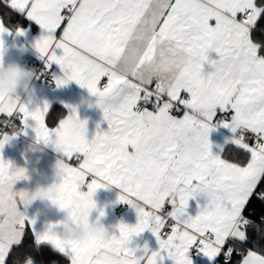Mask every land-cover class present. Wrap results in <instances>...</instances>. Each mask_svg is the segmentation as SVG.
Returning a JSON list of instances; mask_svg holds the SVG:
<instances>
[{
  "label": "snow or ice",
  "instance_id": "snow-or-ice-1",
  "mask_svg": "<svg viewBox=\"0 0 264 264\" xmlns=\"http://www.w3.org/2000/svg\"><path fill=\"white\" fill-rule=\"evenodd\" d=\"M0 7L44 30L34 46L47 66L62 69L55 82L86 87L109 129L88 141L74 108L50 128L47 102L30 107L31 101L0 96V118L16 116L24 127L33 121L37 140L64 153L58 206L67 213L37 230L21 211L29 204L25 193L13 191L25 169L0 159V264H24L26 257L47 264L37 259L46 244L70 264H112L106 247L112 243L124 245L120 264H161L162 253L174 264H232L237 254L238 264H264V255L252 250L254 244L264 249V0H3ZM10 31L0 15V36ZM3 50L0 38V58ZM209 50L218 59L210 60ZM165 53L186 57L167 85L149 75ZM205 61L213 68L207 75ZM217 109L231 118L214 121ZM173 110L183 111L182 118ZM221 125L233 134L226 141L233 145L230 158L210 150L209 132ZM73 158L82 161L78 167L69 163ZM107 185L121 188L119 201L136 209L135 225L120 223L119 235L108 241L56 234L62 223H87L94 193ZM196 196L203 205L188 215ZM253 203L258 215L248 212ZM166 227L170 232L162 234ZM145 229L156 237L157 251L128 246Z\"/></svg>",
  "mask_w": 264,
  "mask_h": 264
},
{
  "label": "crops",
  "instance_id": "crops-1",
  "mask_svg": "<svg viewBox=\"0 0 264 264\" xmlns=\"http://www.w3.org/2000/svg\"><path fill=\"white\" fill-rule=\"evenodd\" d=\"M16 14L23 17L19 13ZM210 23L214 25L215 21L211 20ZM180 27L183 28L185 25H181ZM20 28L24 29L23 35L18 34L17 29L12 30L9 28L11 30L10 32H5L0 36L4 42V50L2 58H0V63L6 64L10 61H15L21 66L27 68L23 63L24 57L32 56L37 60L43 59L34 45L41 35L45 34V32L37 23L28 20H26V25ZM60 34H62V30L58 29L57 36L59 37ZM57 54H62V51L57 50ZM166 54L167 53L161 58ZM207 55L210 60L218 59V54L214 50H209ZM258 55H260V53H258ZM50 68L55 81L57 77L63 75V71L59 65L52 63ZM28 70L32 73V82L29 86V93L33 95L29 106L36 107L42 106L44 102L48 103L50 110L49 114L45 117L46 126L50 128L58 126L59 120L66 118L74 108L78 118L81 121L86 122L85 137L88 141H91L98 131L107 132L109 130L107 121L104 119L103 110L96 104L97 98L92 95L86 87L81 86L76 81H68L62 85H57L55 82L56 88L51 90L43 85L37 84L33 79L32 70ZM201 71L202 74L207 75L213 71L212 65L205 61L202 64ZM103 80L106 81V78H102V81ZM152 87H154V85H152ZM181 97L187 98V94L182 92ZM151 110L155 111V109L152 108ZM61 112L62 114H60ZM221 113L222 112L217 109V115L214 117V121L217 120V117ZM182 114L183 111L176 116L182 118ZM48 118L52 121L51 123ZM33 124L34 122L29 120V126L24 127L21 125L20 121V139L15 138L13 142L4 143L3 147L0 148V159L8 162L13 168H23L25 169V172L29 173V175H26V178H21L13 184V191L15 192H24L35 188L38 184L46 185L51 183L49 178L51 164L56 159L66 160L64 153L54 144H45L44 142L37 140L32 127ZM232 135L230 129L224 128L222 125L211 129L209 132V143L212 154L219 155L222 158H230L233 145L231 143H226V141L229 140ZM37 143L39 144L38 147ZM129 150L131 151V149ZM79 162L82 161H77L74 158L69 161L74 167H78ZM34 169H39L40 172L45 173L46 175L32 174ZM88 179L90 181L91 177ZM85 191H87V189ZM121 191V188L116 185H107L106 187L97 189L93 195L96 208L90 211L88 222L99 220V222L105 225L117 226L120 223L135 225L138 222L137 211L127 202L119 201ZM203 202L202 196L190 198L187 207L188 215L195 216L199 211L198 204L202 206ZM122 204L127 206V211L124 214L123 219L117 221L115 219V209ZM100 210H103V216H100ZM21 211L29 218L35 219V228L37 230H42L46 224L63 220L67 216L66 211L56 208H45V205L39 201L29 203L26 208L21 205ZM73 224L76 223H68L69 226H72ZM111 234L118 236V228L116 227L111 230ZM144 245H147L150 251H157L159 249V243L149 229H145L138 235H133L128 246L133 248L139 246L142 248ZM45 246L52 248L51 245L46 244ZM109 246L110 245H106V247ZM57 253L60 254L59 252ZM162 255L164 256V259L161 264H174V261L168 258L166 253H162ZM62 256L67 258L68 264H70V258L67 255ZM28 264H30V262H28Z\"/></svg>",
  "mask_w": 264,
  "mask_h": 264
},
{
  "label": "clouds",
  "instance_id": "clouds-1",
  "mask_svg": "<svg viewBox=\"0 0 264 264\" xmlns=\"http://www.w3.org/2000/svg\"><path fill=\"white\" fill-rule=\"evenodd\" d=\"M184 25V24H181ZM180 25V26H181ZM186 62V57L182 53H167L163 58L157 57L154 65L149 73L150 78L158 82H163L167 85L172 80V77L178 74V69ZM32 82V73L25 67L21 66L15 61L8 63H0V96L6 98L18 99L21 103L29 102L32 100V94L29 93V86ZM185 83L190 81L185 78ZM20 134L19 130L11 131L3 135L4 143H11ZM39 144L37 143V147ZM65 161L63 159H56L51 164L50 180L51 183L46 185H37L31 190L24 191L25 200L29 203L39 201L45 205V208H56L58 201L61 199L62 193L59 190V184L63 175V168ZM26 175L29 173L25 172ZM32 174L46 175L34 169ZM74 203L80 204L81 201L76 200ZM117 226L105 225L99 220L89 221L82 224H73L69 226L67 222L62 223L55 229L57 235L64 240H87V239H99L108 241L111 237L115 236L111 234V230ZM124 245L120 243H112L109 246V256L112 264H120L122 259L121 251ZM32 258L26 257L25 264L30 262Z\"/></svg>",
  "mask_w": 264,
  "mask_h": 264
},
{
  "label": "built area",
  "instance_id": "built-area-1",
  "mask_svg": "<svg viewBox=\"0 0 264 264\" xmlns=\"http://www.w3.org/2000/svg\"><path fill=\"white\" fill-rule=\"evenodd\" d=\"M24 65L32 70L33 72V79L35 82L39 85H43L51 90H54L56 88V83L55 79L52 75L51 68L50 66L46 65V62L44 59L42 60H37L32 56H27L24 57L23 59ZM106 83L105 80L102 81V84ZM149 110H151V105L148 106ZM179 107V106H178ZM182 109V107H180ZM181 112V111H180ZM180 112H177L176 110H173V115H179ZM232 113L231 112H226V113H221L219 114L217 120L222 119V118H231ZM220 127V126H219ZM14 130H19L20 134L16 137L20 139L21 137V125H20V120L18 117L13 116L9 118L8 121H5L4 119L0 118V138L3 137L4 134L10 133L11 131ZM87 188L82 187V190L85 191ZM167 210H170V206L166 205L165 206ZM127 211V206L126 205H119L115 209V219L117 221H121L124 217V214ZM170 232V228L166 227L165 229L162 230V234H166Z\"/></svg>",
  "mask_w": 264,
  "mask_h": 264
},
{
  "label": "trees",
  "instance_id": "trees-1",
  "mask_svg": "<svg viewBox=\"0 0 264 264\" xmlns=\"http://www.w3.org/2000/svg\"><path fill=\"white\" fill-rule=\"evenodd\" d=\"M2 2H3V0H0V3H2ZM9 11L0 7V15L3 16L5 24L8 26V28H10L12 30H16L18 27L20 28V27H23L26 25V20L23 17L17 15L16 13H10ZM60 114H62V112ZM49 118H50V116H49ZM49 122L51 123L52 121H50V119H49ZM253 209L255 210V212L258 215L260 212V206L258 204L253 203V205H251L250 208L248 209V212L253 211ZM248 212H246V214H248ZM252 250L257 251L258 254L264 255V249H261L260 246H258V245L254 244L252 246ZM37 259L38 260H44L47 262V264H53V262H55V261H57L56 264H68L67 258L63 257L62 255L58 254L57 252L52 253L51 248L48 246H44V248L42 249V254L40 256H38ZM25 260H26V258H25ZM240 260H241V257L239 254L234 255L232 258V264H238V262Z\"/></svg>",
  "mask_w": 264,
  "mask_h": 264
}]
</instances>
